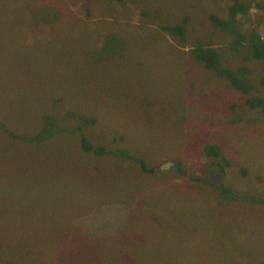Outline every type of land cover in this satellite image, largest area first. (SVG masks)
<instances>
[{
	"label": "rangeland",
	"instance_id": "374dc122",
	"mask_svg": "<svg viewBox=\"0 0 264 264\" xmlns=\"http://www.w3.org/2000/svg\"><path fill=\"white\" fill-rule=\"evenodd\" d=\"M37 1L0 0V264H54L41 250L71 217L95 239L80 238L68 264L264 263V204L237 214L221 191L264 200V113L192 54L213 48L248 69L238 77L264 78L208 19L230 21L232 2ZM239 1L249 7L235 28L264 39V0ZM182 12L183 42L164 24ZM49 122L59 144L35 140ZM80 135L104 152L85 153ZM210 144L228 165L203 153ZM181 161L184 177L161 173Z\"/></svg>",
	"mask_w": 264,
	"mask_h": 264
},
{
	"label": "trees",
	"instance_id": "16d2710c",
	"mask_svg": "<svg viewBox=\"0 0 264 264\" xmlns=\"http://www.w3.org/2000/svg\"><path fill=\"white\" fill-rule=\"evenodd\" d=\"M38 6H41V3L35 0ZM232 2V5L230 6L229 12H230V21H224L217 16H214L212 14H208V19L210 20V23H212L217 29L223 32H230L234 38H232L230 42V48L233 50H237L240 52L242 45L246 44V49L248 50V57L260 61L264 63V39L256 32V30L248 31L247 34H243L238 29L235 28V21L234 16L236 14H246L248 5L241 3L239 0H229ZM170 16V21L167 20L165 22V28L167 31L172 32L179 41H185V31L184 26L181 24L186 23V19L188 18L185 14L180 13L179 18L175 17L174 15ZM151 20H154L153 18H150ZM78 20V19H77ZM81 21V20H79ZM180 23V24H179ZM162 24V25H164ZM161 25V26H162ZM192 54L194 58L202 64V66L207 69L208 71L212 72L215 76L223 77L229 84V87H235L237 88V91L240 92V94L244 95L246 97L245 99V106L247 108L252 109H260L264 113V95H261L262 93L256 92L254 90L260 91L262 88H264V78H258L255 80V83L249 82L246 78V76H237V70L241 68V72L243 75H246L248 69L245 66L239 67L236 71L232 70L226 65H223L221 63V56L219 52L216 49L213 48H202L200 45L194 47L192 49ZM244 59L247 58V56L243 57ZM64 120V118H62ZM61 125L54 127L52 125V122H49L48 125L44 128L43 131H37L36 132V141L37 142H48L49 144H59V136L63 132L61 129ZM70 133V132H68ZM41 135V137H40ZM6 137L14 138L13 133H9ZM29 140H32V138H29ZM81 149L85 153H92L94 155L100 156L104 149L97 147L93 148L91 145H89L85 139L84 136L80 135L79 138ZM203 153L207 157H215L219 158L220 161L224 165H228V161L225 158H222L219 153V148L213 144L204 146ZM125 157L130 160L134 161L140 168V170L143 173H153L155 170L153 168H147L145 165V162L141 158H137L135 156H132L130 154H125ZM189 171L192 170H198L197 164L192 163L188 166ZM218 171H222V165H218L216 167ZM162 174L166 175L171 181L172 177L178 176V177H184L183 175L187 174L188 172L185 171V163L181 161L177 164V170L170 173L165 174L161 172ZM191 176L195 177L194 174H191ZM51 182V179H50ZM221 191L224 194H227V197H224L225 199L235 202L237 201L238 204V210L237 214L244 213L247 209V206L249 205V201H253V204L249 207L250 208H258L257 211L260 210L259 206L261 203L264 204V200H260L259 196H253L251 195L247 199L244 200L246 195L241 192H236V190H232V188L224 187L221 185ZM260 195L264 196V185L261 188ZM20 197V196H19ZM22 203L23 199L20 197ZM244 200V201H242ZM239 204H242L243 207H240ZM24 205V203H23ZM19 208L23 210L20 206ZM264 209V208H263ZM256 211V212H257ZM255 213V212H254ZM6 218V217H4ZM75 220V221H74ZM73 221V223H70ZM81 226H84L82 223L78 222V219L76 217L67 218L65 223H63V228L61 231H59L53 238L52 244L49 246H45L42 248V252H46L50 255L52 261L54 264H68L69 258L74 255L75 246L79 243L80 238H88V239H95V236L91 232H83L81 230ZM85 227V226H84ZM80 256H87L89 254L87 245H85V248L83 250H79ZM63 257H65V261H63ZM264 264V263H262Z\"/></svg>",
	"mask_w": 264,
	"mask_h": 264
},
{
	"label": "water",
	"instance_id": "95a60500",
	"mask_svg": "<svg viewBox=\"0 0 264 264\" xmlns=\"http://www.w3.org/2000/svg\"><path fill=\"white\" fill-rule=\"evenodd\" d=\"M170 165H172L171 163H166L162 166H160V169H165V168H168L170 167ZM216 179H215V172L212 171L211 174H210V185L213 186L214 183H215Z\"/></svg>",
	"mask_w": 264,
	"mask_h": 264
},
{
	"label": "flooded vegetation",
	"instance_id": "af4514ba",
	"mask_svg": "<svg viewBox=\"0 0 264 264\" xmlns=\"http://www.w3.org/2000/svg\"><path fill=\"white\" fill-rule=\"evenodd\" d=\"M101 18H105V17H101ZM106 19V18H105ZM90 23H91V21H89ZM110 22V21H109ZM111 23V22H110ZM172 165H170V167H171ZM209 184H210V181H209ZM211 186V185H210ZM213 187H214V185H213Z\"/></svg>",
	"mask_w": 264,
	"mask_h": 264
}]
</instances>
